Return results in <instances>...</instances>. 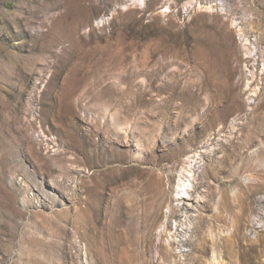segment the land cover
<instances>
[{
    "label": "rangeland",
    "instance_id": "374dc122",
    "mask_svg": "<svg viewBox=\"0 0 264 264\" xmlns=\"http://www.w3.org/2000/svg\"><path fill=\"white\" fill-rule=\"evenodd\" d=\"M0 264H264V0H0Z\"/></svg>",
    "mask_w": 264,
    "mask_h": 264
},
{
    "label": "bare ground",
    "instance_id": "6f19581e",
    "mask_svg": "<svg viewBox=\"0 0 264 264\" xmlns=\"http://www.w3.org/2000/svg\"><path fill=\"white\" fill-rule=\"evenodd\" d=\"M191 166V165H190ZM190 172V171H189ZM192 172V171H191ZM190 172V173H191ZM187 174V173H186ZM185 174V175H186ZM189 174V173H188ZM188 176V175H186ZM193 176V175H192ZM180 180L178 181L177 184V189H176V197L178 198H184L185 197V193H189L190 190H193L194 188V183L191 181L190 178H179ZM194 181V180H193ZM195 182V181H194ZM189 196V195H188ZM163 226V225H162ZM165 227V225H164ZM163 227V228H164ZM162 231V230H160Z\"/></svg>",
    "mask_w": 264,
    "mask_h": 264
}]
</instances>
